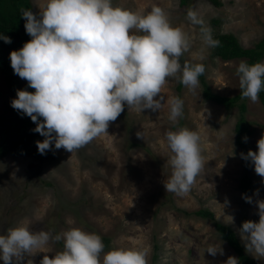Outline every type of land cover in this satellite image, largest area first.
<instances>
[{
	"label": "rangeland",
	"instance_id": "1",
	"mask_svg": "<svg viewBox=\"0 0 264 264\" xmlns=\"http://www.w3.org/2000/svg\"><path fill=\"white\" fill-rule=\"evenodd\" d=\"M30 1L32 12L37 13L42 0ZM217 1L187 0L180 5L178 0H112V5L145 14L153 6L162 8L171 26L180 28L190 39L181 64H203L209 89L232 95L239 87L236 68L243 58L213 56L200 26L193 24L187 13L195 12L211 33L228 31L242 46H251L264 34V0ZM212 18L219 22L212 23ZM177 81L178 77L168 78L158 111L145 109L140 113L125 105L117 120L109 123L108 135L77 151L53 148L49 159L38 162L25 155L1 157L0 235L16 226L46 231L53 237L78 228L99 235L105 252L116 248L145 251L148 264H224L228 257H236L235 253L216 233L210 219L193 212L207 208L234 230L245 251L237 230L244 221L258 222L256 201H264V178L255 173L250 161L245 166L238 155L233 140L237 109L204 99L200 85L194 92L183 84L176 89ZM26 83L15 74L14 91H10L0 72V114H7L17 90H24ZM173 96L183 101V114L175 124L168 118V100ZM244 103V117L251 130L249 142L256 151V142L264 134L260 126L264 108L259 101L244 99ZM178 128L198 133L204 159L202 172L185 195L165 192L163 186L172 171L165 134ZM244 171L249 176L246 192L238 188ZM244 196L253 203H247ZM209 246L220 248L223 254L204 252ZM62 249L63 241H50L26 254L20 264H40L45 255L52 258ZM246 254L264 261L254 253ZM0 264H4L2 259Z\"/></svg>",
	"mask_w": 264,
	"mask_h": 264
},
{
	"label": "clouds",
	"instance_id": "2",
	"mask_svg": "<svg viewBox=\"0 0 264 264\" xmlns=\"http://www.w3.org/2000/svg\"><path fill=\"white\" fill-rule=\"evenodd\" d=\"M38 9L37 13L21 10L31 40L11 51L9 59L14 74L35 90H17L11 107L28 116L36 125L33 131L44 137L35 142L41 155L53 148L72 153L108 135L109 123L117 120L125 105L140 113L145 109L158 111L168 78L178 77L193 92L199 87L204 65L181 64L190 39L180 28L171 26L166 12L158 6L145 14L113 7L112 0H42ZM187 16L193 24L201 25L208 47L219 46L195 12L189 11ZM0 39L11 43L9 37ZM236 74L241 99L257 103L264 89V63L241 61ZM168 106V118L175 124L183 114V101L173 96ZM136 135L142 138L140 132ZM165 136L172 169L163 181L165 192L185 195L204 168L200 137L187 128L170 130ZM256 143V151L240 155L264 178V134ZM243 199L253 203L250 197ZM256 205L258 222L244 221L237 231L245 251L261 258L264 201L257 200ZM50 241H63V249L52 258L45 255L40 264H148L143 250L116 248L105 252L101 237L95 233L71 228L53 237L46 231H30L27 226L12 227L0 235V259L4 264H20L26 254ZM205 251L212 256L223 254L215 246ZM224 264H239L238 258L230 256Z\"/></svg>",
	"mask_w": 264,
	"mask_h": 264
},
{
	"label": "trees",
	"instance_id": "3",
	"mask_svg": "<svg viewBox=\"0 0 264 264\" xmlns=\"http://www.w3.org/2000/svg\"><path fill=\"white\" fill-rule=\"evenodd\" d=\"M187 0H178L180 5H183ZM215 4L217 0H212ZM26 9L32 11V3L30 0H0V37H9L11 43H5L0 39V72L4 76V83L10 91H14L15 74L11 68L9 53L22 48L23 44L30 41L31 37L26 33L24 24L25 20L21 16V10ZM212 23L217 24L218 18H212ZM200 29H201V25ZM213 39L220 42L218 47H210L211 54L223 60L242 57L243 61L249 65L260 63L264 58V34L258 38L251 46H242L236 36L228 31H216L211 33ZM189 63L191 65L199 63ZM27 82V81H26ZM182 83L179 78L175 85L176 89L180 88ZM199 85L201 95L204 99L210 100L222 107L229 109L235 107L237 116L233 122V140L237 146L238 155L242 163L247 166L248 161L241 158V153L247 154L251 150L249 135L250 126L244 117L245 103L241 99V90H238L232 95H221L212 92L205 80L204 73L199 77ZM29 92L35 90L26 83L25 89ZM259 102L264 108V89L259 93ZM7 114H0V158L6 154L25 155L29 156L32 161L47 160L51 157L52 151H47L46 154H39L36 141L44 139L39 133L33 131L36 125L31 119L8 105ZM42 119V118H40ZM264 132V118L260 124ZM247 137L245 141L244 138ZM238 188L246 192L249 189V176L244 171L238 182ZM199 216L206 217L211 220L216 233L220 238L233 250L239 264H264L258 262L252 256L246 254L236 236L234 230L226 223L216 219L211 210L207 208H197L193 211Z\"/></svg>",
	"mask_w": 264,
	"mask_h": 264
}]
</instances>
